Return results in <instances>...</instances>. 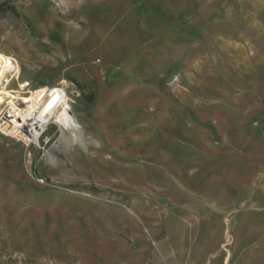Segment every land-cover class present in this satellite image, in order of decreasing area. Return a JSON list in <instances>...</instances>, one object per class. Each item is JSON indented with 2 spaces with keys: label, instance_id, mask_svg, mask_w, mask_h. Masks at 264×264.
<instances>
[{
  "label": "rangeland",
  "instance_id": "1",
  "mask_svg": "<svg viewBox=\"0 0 264 264\" xmlns=\"http://www.w3.org/2000/svg\"><path fill=\"white\" fill-rule=\"evenodd\" d=\"M0 7L8 91L82 122L0 136V264H264V0Z\"/></svg>",
  "mask_w": 264,
  "mask_h": 264
},
{
  "label": "built area",
  "instance_id": "2",
  "mask_svg": "<svg viewBox=\"0 0 264 264\" xmlns=\"http://www.w3.org/2000/svg\"><path fill=\"white\" fill-rule=\"evenodd\" d=\"M16 61L8 58L0 60V80H19ZM9 87L0 88L3 101L0 103V136L13 138L25 147H36L42 152L53 142V137L47 133L54 126L57 133L62 134L68 128L59 117L70 103L64 87L41 88L27 92L31 97L5 95L3 91ZM24 92L25 83L19 84ZM32 99V100H29ZM71 104V103H70ZM67 116L74 119L73 109H67ZM11 122H18V129H11Z\"/></svg>",
  "mask_w": 264,
  "mask_h": 264
},
{
  "label": "bare ground",
  "instance_id": "3",
  "mask_svg": "<svg viewBox=\"0 0 264 264\" xmlns=\"http://www.w3.org/2000/svg\"><path fill=\"white\" fill-rule=\"evenodd\" d=\"M0 57H3V56H0ZM4 58H8L9 60L13 59L15 60L14 58H11V57H3ZM2 59V60H3ZM16 61V60H15ZM16 64H17V73L20 74V67L18 66V62L16 61ZM0 75H1V72H0ZM5 87H10V80H0V88H5ZM29 87V84H25V89ZM3 93H5V95H11V92L8 91V90H5L3 91ZM29 100H32V99H29ZM3 101V96L1 95L0 93V103ZM73 109L70 105V103L65 107V110L64 112L61 114V116L59 117V120L63 121V123L66 124L68 130H72L74 129L75 131H80V129L82 128V122L80 120V122L77 121V117H76V114H75V117L74 119L67 116V109ZM74 110V109H73ZM75 112V111H74ZM72 128V129H71ZM11 129H18V122H11ZM201 261L198 260L196 261L195 264H200Z\"/></svg>",
  "mask_w": 264,
  "mask_h": 264
},
{
  "label": "trees",
  "instance_id": "4",
  "mask_svg": "<svg viewBox=\"0 0 264 264\" xmlns=\"http://www.w3.org/2000/svg\"><path fill=\"white\" fill-rule=\"evenodd\" d=\"M12 11V12H15L12 8H8V7H0V11H4V12H6V11Z\"/></svg>",
  "mask_w": 264,
  "mask_h": 264
},
{
  "label": "crops",
  "instance_id": "5",
  "mask_svg": "<svg viewBox=\"0 0 264 264\" xmlns=\"http://www.w3.org/2000/svg\"><path fill=\"white\" fill-rule=\"evenodd\" d=\"M28 79H25V82L24 83H29L30 84V81H27ZM79 118V117H78ZM80 119V118H79Z\"/></svg>",
  "mask_w": 264,
  "mask_h": 264
}]
</instances>
